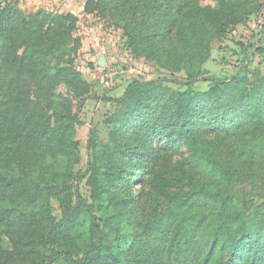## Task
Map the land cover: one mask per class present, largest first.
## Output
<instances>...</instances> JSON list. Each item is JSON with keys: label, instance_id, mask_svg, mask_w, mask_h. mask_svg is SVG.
I'll use <instances>...</instances> for the list:
<instances>
[{"label": "trees", "instance_id": "trees-1", "mask_svg": "<svg viewBox=\"0 0 264 264\" xmlns=\"http://www.w3.org/2000/svg\"><path fill=\"white\" fill-rule=\"evenodd\" d=\"M214 1L87 0L171 78L102 98L114 109L106 139L89 133L85 171L79 18L0 1V264H264V74L204 75L261 0Z\"/></svg>", "mask_w": 264, "mask_h": 264}, {"label": "rangeland", "instance_id": "rangeland-1", "mask_svg": "<svg viewBox=\"0 0 264 264\" xmlns=\"http://www.w3.org/2000/svg\"><path fill=\"white\" fill-rule=\"evenodd\" d=\"M86 2L87 0H21L20 2V6L25 11L43 7L52 12H72L79 18L75 33L81 39L82 46L76 67L89 82L92 95L86 98L79 112L82 124L76 129L80 161L75 168L80 171H85L88 167L87 139L90 131L97 129L102 138L106 139L107 136L106 121L114 108L110 102L102 98L121 95L127 82L133 78L151 79L158 76L171 78L154 62L135 58L127 45L123 29L108 16L100 13L86 14L84 12ZM202 2L215 4L214 0H202ZM258 47H264V0H261V6L248 16L245 23L237 25L223 40L213 45L211 58L204 64V75L231 77L243 65H246L251 72L264 74V54L257 52ZM106 74L111 79L108 87L101 81ZM182 77H185L184 74H178L180 80ZM208 83L209 81H197L196 86L202 89L206 88ZM170 85L180 87L175 82H170ZM59 89L64 91L67 87L60 85ZM255 169L264 172V158L255 165ZM79 186L81 193L91 200V188L86 180L80 182ZM8 205L10 201H4L3 206ZM53 205L55 213H59V204L55 201ZM85 225L86 227L89 225L88 217ZM61 260L53 264H66Z\"/></svg>", "mask_w": 264, "mask_h": 264}, {"label": "built area", "instance_id": "built-area-1", "mask_svg": "<svg viewBox=\"0 0 264 264\" xmlns=\"http://www.w3.org/2000/svg\"><path fill=\"white\" fill-rule=\"evenodd\" d=\"M101 81H102V82L104 83V85L107 86V87L110 86V84H111V79H110V77L108 76V74H106L105 77H103Z\"/></svg>", "mask_w": 264, "mask_h": 264}, {"label": "crops", "instance_id": "crops-1", "mask_svg": "<svg viewBox=\"0 0 264 264\" xmlns=\"http://www.w3.org/2000/svg\"><path fill=\"white\" fill-rule=\"evenodd\" d=\"M124 90V89H123Z\"/></svg>", "mask_w": 264, "mask_h": 264}]
</instances>
